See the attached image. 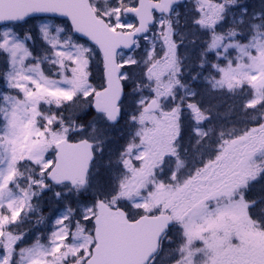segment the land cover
I'll list each match as a JSON object with an SVG mask.
<instances>
[{
	"label": "rangeland",
	"instance_id": "rangeland-1",
	"mask_svg": "<svg viewBox=\"0 0 264 264\" xmlns=\"http://www.w3.org/2000/svg\"><path fill=\"white\" fill-rule=\"evenodd\" d=\"M263 1L212 0L211 6L205 10L198 0H188L191 3L176 8L170 19L165 17L156 19L154 28L139 40L144 45L139 52L134 45L133 52L118 54L119 66L137 52L135 58L141 61L136 69V77L128 80L132 88L128 91L123 110L125 125L115 130L103 131L102 119H95L88 126L87 120H83L80 126L86 127L79 136L96 146L97 160L88 174V179L93 178L89 189L93 195L77 196L68 186L60 188L54 195L55 204L52 202L49 207L52 226L48 233L44 228L40 229L42 217L39 212L40 209L47 211V206L41 205L38 209L31 204V200L37 199L44 191H49L48 184L41 177L43 172L48 171L44 165L52 161L53 146L61 139L69 137L72 129L80 127L76 119H79L81 110L84 111L85 106L90 105L83 99V93H89L90 97L96 91V85H90L84 80L87 76L85 68L89 66L85 54L89 48L67 37L68 33L64 27L54 26L50 21L34 24V27L25 26L26 30L30 31L24 36L21 35L22 32L18 35L13 25L2 27L0 248L3 249L4 255L0 259V264H73L74 250H82L87 259L92 246L91 228H84L83 221L77 227L76 220L84 206L93 209L88 213L93 217L95 202L100 199L112 205L120 204L126 207L129 204L130 207H134L133 210L150 206L160 212L162 210L171 212L172 219H176L178 228L182 230V236L172 249L169 246L174 241L165 244L164 254L153 264H264V208L247 203L242 196L237 200L235 194L248 185V181L254 177L253 170L259 160L264 158V134L257 137V141L250 136L222 140L228 131L216 125L214 130L217 133H214V130L207 127L209 119L202 109L200 111L192 103L183 105L179 96L173 95L179 83L170 76L180 74L181 68L178 64L188 60L185 55L188 47L181 44L184 39L200 38L209 28L220 31L226 24L230 31L236 32L234 40H247L249 33L248 45L246 43L244 47L231 44L230 47L246 56L248 60L235 61L234 56L229 57L227 66L214 70L218 77L210 78L204 75L203 81L211 93L220 92L224 87H232L233 84L249 83L253 87V99L247 101L245 106L249 103L252 108L259 105L262 99L260 88L264 85V21L259 22L264 16ZM134 3L135 0L91 2L98 14L114 29L123 31L132 26V19L129 15L122 14L121 10L131 7ZM177 12L180 13L179 17L176 15ZM194 20L198 23L194 24ZM120 24L124 27H119ZM173 29L180 44L178 52L172 47ZM31 31L43 45L42 49L35 51L37 62L32 66L28 63L31 53L26 40ZM192 41L194 42L191 43L198 45L196 40ZM197 45L193 50L198 48ZM150 46H154L156 52L145 58V51ZM77 47L81 49L83 55L76 54ZM31 48L34 50V46ZM92 59L97 61L93 55ZM46 60L51 65L46 63ZM65 64L72 66L65 69L66 75H62L61 70ZM66 80H71V83H66ZM68 91L72 92L74 98L79 97L80 101L71 103L73 99L55 95ZM181 96L189 100L191 92H185ZM152 99L158 103L157 115L145 114L143 111ZM50 101H61L68 106L63 111L65 116L57 118L49 116L43 126L39 127L36 125L39 103L47 105ZM62 118L68 121L64 122ZM180 118L193 121L196 144L200 143L202 138H206L204 141L211 148L208 157L212 161L203 162L205 154L198 153L193 148L195 166L203 163V168L193 171L189 176L182 171L184 164L179 163L175 170L171 171L170 184L160 182L153 185L148 192L151 183L138 182L134 174L149 173V164L158 167L157 161L168 155L175 127H180L178 121ZM183 123L188 124L187 120ZM136 124L137 129L131 131V127ZM221 130L222 134H219ZM254 132L251 134L256 138L258 130ZM118 133L123 134L119 138L125 143L119 161L115 159L117 142L112 143L113 137L115 140ZM242 160L244 165H241ZM23 162L35 165L39 173L34 172V167H30L32 176L26 178L25 171L18 175V167L26 166ZM127 163L129 167H126ZM13 173H15L13 179L7 180L6 178ZM16 179L19 181L16 182L19 183L18 186L15 183ZM97 194L100 197L96 196ZM139 194L147 195L138 197ZM66 195L71 198L76 196L78 204L74 201L72 207L66 201L61 202ZM23 207L25 211L20 217L14 218ZM250 210H253L255 219L249 215ZM25 217L28 223L24 222L25 225L30 228L35 226V231L34 229L32 232L21 231L24 226L16 222ZM66 217H71V230L73 233L79 232V236L75 239L70 238L68 246L62 247L59 254L47 255L56 247L54 233L62 237L67 231L66 225L57 223ZM46 220L47 216H44L42 221ZM196 242H200L201 245L197 249H191ZM85 260L81 264H84Z\"/></svg>",
	"mask_w": 264,
	"mask_h": 264
},
{
	"label": "water",
	"instance_id": "water-1",
	"mask_svg": "<svg viewBox=\"0 0 264 264\" xmlns=\"http://www.w3.org/2000/svg\"><path fill=\"white\" fill-rule=\"evenodd\" d=\"M139 0L132 12L136 15L137 27L132 33H115L98 20L87 0H0V26L22 23L33 17H51L67 20L74 35L97 48L105 69V88L92 99V109L104 114L114 124L120 117L119 103L123 95L116 67V52L133 48V40L146 34L153 23L152 11L169 15L175 3L183 0ZM132 44L131 49L126 47ZM156 101L147 104L146 112H155ZM55 164L46 179L56 185L68 183L73 186L80 181L83 186L88 167L93 161L92 147L86 141L68 144L60 141L55 146ZM59 179L60 182H55ZM97 217L93 219L95 247L84 264H147L158 250L159 240L171 220L168 215L142 217L129 223L123 211H108L98 203Z\"/></svg>",
	"mask_w": 264,
	"mask_h": 264
},
{
	"label": "trees",
	"instance_id": "trees-1",
	"mask_svg": "<svg viewBox=\"0 0 264 264\" xmlns=\"http://www.w3.org/2000/svg\"><path fill=\"white\" fill-rule=\"evenodd\" d=\"M264 4V1H263ZM264 13V9L262 11ZM259 22L264 21V16L262 17ZM35 19L32 20V22ZM218 28V27H217ZM237 36L235 31H230L226 24L223 26V29L217 31V29H206L202 34L201 37H191L187 40H183L181 42L182 45L188 47V52L185 54L188 57V60L179 63L178 66L181 68V73L178 75L170 74L171 77L175 79L179 85L176 87L177 89L174 90L173 95L178 97L183 105L187 104H195L197 109L201 111V109L206 114L207 118L209 119L208 128L210 127L214 130L215 126L218 125L221 129H226L224 131H228V134L222 140H229V139H236V137L241 136V138H246V136H250L251 138L258 140L257 137H262L264 134V101L259 105H256L255 108H250L245 106L246 102L253 99V87L248 83H244L242 85L233 84L232 87H224L220 92H212L206 86V82L203 81L205 76L211 77H218L217 73L214 72L216 68H221L227 66L226 62L229 60V57L234 56L235 61L242 60L246 61L244 55L241 53L236 52L235 49H230L231 44H237L239 46H246L249 44V33L247 40H238L234 37ZM192 40H196L198 45ZM77 41V40H76ZM198 46L197 49L193 50L194 46ZM209 52H212V55H209ZM93 60L92 58H90ZM97 64V65H96ZM95 65L97 66V70L94 68ZM201 65H203L201 67ZM89 70V67H88ZM91 76L94 74L93 79L91 80L95 85L101 86L102 84V76L100 72V63L98 60L96 63L91 62ZM205 75V76H204ZM170 78V77H169ZM129 91V90H128ZM125 91L124 100H126L129 92ZM139 92V91H138ZM185 92H191L190 99H184L181 94H185ZM140 93V92H139ZM261 94L264 98V88L261 90ZM125 102L121 107L122 112V120L120 122V126L125 125L123 123L124 117V110ZM47 116L57 118L61 115V105L55 107L54 104L50 103L48 105V110L46 112ZM90 108L83 111L79 119H76L78 125L83 123V120L90 121L93 117H95ZM187 120L188 124H184L183 121ZM180 127H175L174 136L170 140V149L168 155L165 156L163 162L166 166V170H164L163 176L167 177L172 170H174L179 163L184 164V168L182 171L186 172V174L193 173V171H198L199 168H203L204 164L201 163L200 165H196V159L193 156V148L196 152L205 154V158L203 162L212 161L211 158L208 157L210 153V147L207 146L204 139L202 138L200 143L196 144V139L193 136L194 131V123L192 120L188 118H180L179 120ZM138 124L136 126L131 127V131L136 130ZM239 129V130H238ZM256 133V138L254 137V131ZM252 131V132H251ZM214 133H217L214 130ZM253 133V134H251ZM219 134H222V130ZM117 141L125 146L124 140L119 138L116 135ZM183 154H182V153ZM116 156V160H120V157ZM115 160V161H116ZM263 166L260 168L259 173L257 176L253 177L248 181V185L244 188L239 189L236 192L237 200L240 196L244 197L247 203H252L256 207L264 206V163ZM30 167H34V172L39 173L38 168L33 164H28L21 169V171H25L26 178L32 176L33 173ZM190 176V175H189ZM53 191H56L53 188H50L49 192H43L38 197V199L34 200V203H31L40 209V206L46 205L47 211L43 209L40 214L43 218L47 216L46 222L42 221L41 219V227L40 229L44 228V230L49 232L52 225H50V218L51 214L49 213V207L54 201ZM83 195V192H79L78 196ZM101 200V199H100ZM108 202H106L107 204ZM250 216H253V210L249 212ZM20 217V216H19ZM254 217V216H253ZM18 218V217H17ZM14 222L16 219L13 220ZM27 217H25L20 222L17 221L16 223H21L24 228L21 231H29L32 232L34 227L26 226ZM28 224V223H27ZM38 229V228H36ZM21 231L19 233H21ZM35 233V232H34ZM33 234V233H32ZM182 236V230L176 228L173 234H167V236L163 239L162 248L165 244L169 241L173 242L170 244L169 248H174L173 246L177 242L179 238ZM161 248V252L164 251Z\"/></svg>",
	"mask_w": 264,
	"mask_h": 264
},
{
	"label": "snow or ice",
	"instance_id": "snow-or-ice-1",
	"mask_svg": "<svg viewBox=\"0 0 264 264\" xmlns=\"http://www.w3.org/2000/svg\"><path fill=\"white\" fill-rule=\"evenodd\" d=\"M176 6L180 7L181 5L178 2ZM176 15H177V17H179L180 13L177 12ZM177 22H179V21H177ZM193 23L197 24L198 21L194 20ZM118 26L119 27H124V25H122V24H120ZM161 27H162V25H161ZM78 39H82V37H78ZM133 43L135 44L138 52H139V50L141 48H144V45H142L140 41H134ZM126 47L131 49L132 44H127ZM172 47L175 48L177 52L179 51L180 44L176 40L175 29H173ZM166 50L167 49H165V51ZM138 52L136 54H138ZM155 52H156V49H155L154 46L148 47L146 49V51H145V58H148V57L154 55ZM76 54L77 55H83V53H82V51H81V49L79 47H77V53ZM136 54H133V56L129 57V59L127 61H125V62L120 64V72H119L118 75H119V77L122 80V89L124 91H128L130 88H132V85L128 83V80L129 79H134L136 77V69L139 66V64L141 63V61H139V60H137L135 58ZM212 54H213L212 52H209V55H212ZM202 66L203 65H201V67ZM90 69H91V62L89 61V83L91 82V71H90ZM100 72H101V76L103 78V73H104V68L103 67L100 68ZM65 82L66 83H71V80H66ZM36 86L39 88V84H37ZM55 95L64 97V98L69 99V100L74 99V96H73L71 91L59 92V93H56ZM83 99L85 101H87L89 99V93H87V92L83 93ZM247 106L250 107V108L252 107V105L250 103L247 104ZM38 135H40V134L38 133ZM44 168L46 170L50 171L51 168H52V164L51 163L45 164ZM14 175H15V173H13L12 175L8 176L6 179L10 181V180L13 179ZM90 211H93V209H91L88 206H84L83 207V210L80 213L79 218L76 220V226L77 227H79L81 225V221H83V227L84 228H87V227L93 225V217L88 215V213ZM15 215H18V214H15ZM57 223L60 224V225H66L67 226V231L64 232V235L62 237L58 236L57 234L54 233V236H56V247L53 249L52 253H48L47 255L59 254L62 247L68 246L67 242L69 241L70 238L75 239V238H78V236H79V232L73 233L72 230H71L72 229L71 217H66L64 220L58 221ZM62 231H64V230L62 229ZM3 255H4V251H3L2 248H0V259L3 258ZM42 255H44V254H42ZM72 255L74 257L73 264H81V262L86 259L84 257V254H83L82 250H74L72 252Z\"/></svg>",
	"mask_w": 264,
	"mask_h": 264
},
{
	"label": "bare ground",
	"instance_id": "bare-ground-1",
	"mask_svg": "<svg viewBox=\"0 0 264 264\" xmlns=\"http://www.w3.org/2000/svg\"><path fill=\"white\" fill-rule=\"evenodd\" d=\"M143 111H145V110H143ZM139 113V112H138ZM138 113H136V114H138ZM145 114H147V112L145 111ZM136 116V115H135ZM140 120H141V118H140ZM139 120V121H140ZM125 128H128L127 126H125ZM55 182L57 183V182H60L59 181V179H55ZM48 184V187L49 188H53V189H55L56 191H60V188H62V185H63V183L62 184H58V185H56L55 183H53V182H48L47 183ZM92 186V181H86L85 182V184H84V188L86 189V190H88V192H90L91 194H93L92 192H91V190H89L90 189V187ZM94 224V223H93ZM93 225H91V226H89L90 228L92 227Z\"/></svg>",
	"mask_w": 264,
	"mask_h": 264
},
{
	"label": "flooded vegetation",
	"instance_id": "flooded-vegetation-1",
	"mask_svg": "<svg viewBox=\"0 0 264 264\" xmlns=\"http://www.w3.org/2000/svg\"><path fill=\"white\" fill-rule=\"evenodd\" d=\"M136 177H137V179H141V180H143V179H145V178H146L145 176H144V177H143V176H139V177H138V176H136Z\"/></svg>",
	"mask_w": 264,
	"mask_h": 264
}]
</instances>
